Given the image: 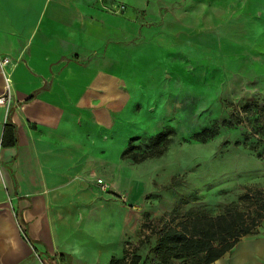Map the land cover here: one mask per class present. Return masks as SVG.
<instances>
[{"label": "rangeland", "instance_id": "374dc122", "mask_svg": "<svg viewBox=\"0 0 264 264\" xmlns=\"http://www.w3.org/2000/svg\"><path fill=\"white\" fill-rule=\"evenodd\" d=\"M67 2L81 16L87 52L73 59L118 81L102 97L118 114L120 153L131 138L144 152L149 137L175 129L160 156L119 162L131 193L119 197L136 221L125 250L161 264L154 246L165 228L195 213L218 215L249 188L264 190V0ZM225 119L233 124L213 139L190 141ZM247 240L264 244V220L227 264Z\"/></svg>", "mask_w": 264, "mask_h": 264}, {"label": "crops", "instance_id": "0c3cea01", "mask_svg": "<svg viewBox=\"0 0 264 264\" xmlns=\"http://www.w3.org/2000/svg\"><path fill=\"white\" fill-rule=\"evenodd\" d=\"M67 4L0 0V95L5 72L13 81L0 102V264H109L135 234V211L120 198L131 193L119 180L118 114L102 97L118 81L73 59L87 52ZM7 125L14 145L3 143ZM227 253L212 264H227ZM233 256L264 264V244L247 240Z\"/></svg>", "mask_w": 264, "mask_h": 264}, {"label": "trees", "instance_id": "16d2710c", "mask_svg": "<svg viewBox=\"0 0 264 264\" xmlns=\"http://www.w3.org/2000/svg\"><path fill=\"white\" fill-rule=\"evenodd\" d=\"M249 108H244L248 113ZM237 111L236 117L241 113ZM235 118V116H233ZM231 120H223L211 127L195 132L191 140L207 142L213 139L221 126H230ZM175 134L172 126L166 127L149 137L148 150L139 152L131 138L121 157L141 162L148 157H158L164 153ZM14 127L5 128V145L16 143ZM237 145L240 142L236 143ZM260 155V154H259ZM243 205V207H241ZM264 220V190L252 189L239 196V202L226 206L224 212L218 215L195 213L187 216L174 226L165 228L154 246L161 264H212L229 252L243 236L253 234ZM141 256L133 254L127 259V251L121 258L113 256L109 264H137Z\"/></svg>", "mask_w": 264, "mask_h": 264}, {"label": "built area", "instance_id": "2783aa9c", "mask_svg": "<svg viewBox=\"0 0 264 264\" xmlns=\"http://www.w3.org/2000/svg\"><path fill=\"white\" fill-rule=\"evenodd\" d=\"M9 57H4L1 59V66L4 68L9 63ZM12 75L9 72H5V86L4 93L0 95V102L5 103L8 101L9 94L12 90ZM97 182L102 185L103 188L107 186V184L103 181L102 178H98ZM127 250L131 251L130 243H126ZM130 252L127 254V259H130Z\"/></svg>", "mask_w": 264, "mask_h": 264}]
</instances>
